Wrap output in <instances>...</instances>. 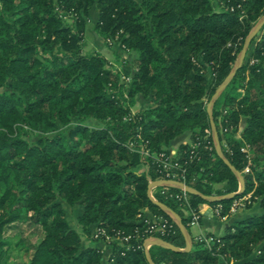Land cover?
<instances>
[{
  "label": "trees",
  "instance_id": "1",
  "mask_svg": "<svg viewBox=\"0 0 264 264\" xmlns=\"http://www.w3.org/2000/svg\"><path fill=\"white\" fill-rule=\"evenodd\" d=\"M93 10L96 35L132 53L127 82L101 53H83ZM263 15L264 0H0V264L2 232L17 221L44 231L28 264H151L146 211L168 220L160 237L181 249L152 245L154 264H220L221 255L264 264V211L245 219L230 211L248 194L264 209V29L212 110L224 158L206 148L215 139L208 103ZM138 95L149 105L134 114ZM184 133L191 142L176 157L186 186L234 196L208 201L188 192V207L162 187L151 197V182L163 175L144 151L169 154ZM225 160L242 174L243 190ZM155 200L187 228L203 203L222 205L234 221L221 243L208 248L194 239L183 250V231ZM65 205L81 208V232ZM96 228L130 239L83 247L82 233L91 237Z\"/></svg>",
  "mask_w": 264,
  "mask_h": 264
},
{
  "label": "rangeland",
  "instance_id": "2",
  "mask_svg": "<svg viewBox=\"0 0 264 264\" xmlns=\"http://www.w3.org/2000/svg\"><path fill=\"white\" fill-rule=\"evenodd\" d=\"M63 15L66 21L73 22V19L70 18L68 14L66 15L63 14ZM263 17L264 15L259 19L255 27H257L261 23V21L263 20ZM96 19H97V12L93 10L90 18H88L87 20V31L85 34V38L83 40V53L84 54H91L94 52L101 53L114 65L115 69L119 70L123 74L122 80L127 82L126 77L128 76L124 74V70L127 68V63H131L132 61V53L128 51L127 49H125L124 47H120L115 43L109 42L108 39L97 36L95 33V29H94V24H95ZM263 27L264 25L259 29V31L254 36L253 40L255 39V41L252 40L243 63H246L248 61L250 57V53L253 50L256 40H259V38L263 34V29H264ZM241 52L238 56V59L235 65L239 63ZM134 72H135V69L134 70L132 69V73ZM210 102L208 103V106ZM136 103H135V106L132 107V111L134 114H138L139 110H142L143 107H148L149 105L148 100H144L143 98H140V97H139V101L136 100ZM244 122H245V119H242L240 127H239V131L237 133L238 137L241 136V133L244 129ZM89 125L95 126L97 125V123L94 121H89ZM188 142H191V141H188ZM222 185L223 184H218L216 188H221ZM151 191H155V189L152 188ZM64 208L67 211V214H68L67 218H68L70 225L76 230H78L79 232H81V226L79 225L78 220H77V217L79 216L81 212V208L80 207H68L66 205L64 206ZM247 208H249V210L246 212L247 215H257L264 211V209L261 207L259 203L258 204L252 203L250 207H248L247 205L246 207L238 210L239 214H243L241 211ZM233 221H234V218L231 216H229L225 220V222H227L228 224H232ZM215 222L219 224L220 223L219 218H215ZM194 225L190 226L191 227L190 230L195 235L199 232V229L198 227H195ZM217 233L220 235H224L226 233L225 223L220 224V227ZM204 234H207V233H204ZM1 237L4 241L3 250L5 251V256H4V259L2 260V264H28L36 248L38 247L39 243L42 241L44 237V231L41 225L35 224L31 221H17V222H13L5 226ZM105 244L106 242H104L103 240H94L93 236L88 237L82 233V246L83 247L85 246L102 247ZM108 251L109 250H107L105 254H107Z\"/></svg>",
  "mask_w": 264,
  "mask_h": 264
},
{
  "label": "built area",
  "instance_id": "3",
  "mask_svg": "<svg viewBox=\"0 0 264 264\" xmlns=\"http://www.w3.org/2000/svg\"><path fill=\"white\" fill-rule=\"evenodd\" d=\"M109 42L114 43L110 39H108ZM126 80L129 81V77H126ZM214 146H216L215 139L213 140V143H208L206 148L212 149ZM194 149L197 148V145L193 146ZM146 156L155 157L157 161L159 162L160 171L163 175L162 179L156 180V181H166L165 184H161L158 186H155L153 189H156V187H162L161 193L166 194L168 197H171L173 199H176L181 204H183L185 207L189 206V195L188 190L186 188V169L183 167V165L178 161L177 159V153H161L159 155L151 154L150 150L147 149L144 151ZM155 182V181H152ZM151 182V183H152ZM182 184V186L180 185ZM170 187H174L179 189L177 193H169L167 192V189ZM155 191H150V195L153 199H156L154 196ZM252 194H248L244 197L236 199L233 204L231 205L230 211L231 213H237L238 210L241 208L246 207L247 205L252 204ZM222 205H217L215 207L211 206V211L214 216H217L221 220H226L229 215H222ZM172 219L177 223L176 219L169 214ZM202 211L200 210L198 213H192V220L189 222V225H196L199 223L200 219L202 218ZM146 223H147V229L146 233L147 236L144 239V247L146 250H149L150 245H147V242L150 239L153 238H159L160 234H166L169 227H172L171 224H168V220L162 219L161 217H158L156 215L147 216L146 215ZM160 233V234H159ZM93 238L97 240H103L106 243H110L112 241H116L119 243H122L123 241H128L130 239V236H119L118 238L112 237L109 233H107L105 228H96L93 233ZM195 240L201 241L204 243V245L208 248H210L213 243L218 242L221 243V240L219 239V236L211 235V234H200L195 237ZM220 258V264L223 262L225 264H242L239 263L233 259H230L226 257L225 255H221Z\"/></svg>",
  "mask_w": 264,
  "mask_h": 264
},
{
  "label": "water",
  "instance_id": "4",
  "mask_svg": "<svg viewBox=\"0 0 264 264\" xmlns=\"http://www.w3.org/2000/svg\"><path fill=\"white\" fill-rule=\"evenodd\" d=\"M264 25V17H263V20L261 21V23L255 27L250 35L248 36V38L246 39V42H245V45H244V48L241 52V57H240V60H239V63L237 65H235V67L233 68L232 72L228 75V77L222 82V84L217 88L216 90V93L212 99V101L210 102L209 106H208V112L210 114V117H211V121H212V126H213V132H214V137H215V143H216V148H217V151L219 153V155L221 157L224 158V154H223V151H222V146H221V143H220V139H219V134H218V130L216 128V125L213 121V117H212V110H213V107H214V104L216 102V100L220 97V95L222 94V92L225 90V88L227 87V85L230 83V81L232 80V78L235 76L236 74V71L238 70V68L240 66H242L243 62H244V58L247 54V51H248V48L254 38V36L256 35V33L259 31V29ZM227 164L236 172V174L238 175L239 177V180L241 182V186H242V189H244V179H243V176L240 172L236 171L235 168L227 161ZM166 181H155V182H152L149 186V190L151 191L152 188H154L155 186H158V185H161V184H165ZM182 186V184H180ZM187 190L190 192V193H194V194H197V195H200L202 196L204 199L208 200V201H220L222 200L223 198H228V197H232L234 196V193L232 194H229V195H225V196H204L202 195L201 193H199L198 191H196L195 189L189 187V186H186ZM240 190V191H241ZM152 197V196H151ZM156 201V200H155ZM156 203L161 207L163 208L164 210H166L167 212H169L177 221V223L179 224L181 230L183 231L184 235H185V238H186V241H187V247L183 250H188L191 248L192 246V240H191V237H190V234L188 232V228L183 224V221H182V218L175 212H173L172 210H170L169 208H167L163 203H160L158 201H156ZM155 244H159V245H162V246H165V247H168V248H172L174 250H181L173 245H171L170 243L166 242L165 240L163 239H159V238H153V239H150L148 242H147V245H155ZM147 257H148V260L150 261L151 264H154V262L152 261V258L147 250Z\"/></svg>",
  "mask_w": 264,
  "mask_h": 264
},
{
  "label": "crops",
  "instance_id": "5",
  "mask_svg": "<svg viewBox=\"0 0 264 264\" xmlns=\"http://www.w3.org/2000/svg\"><path fill=\"white\" fill-rule=\"evenodd\" d=\"M139 97L145 99L142 95H138L136 100L139 101ZM137 104V103H136ZM147 107H143L142 110H139L138 113L142 112L144 109H146ZM188 141H190V134L189 133H184L182 135L177 136L174 140L171 141L170 145H169V151L171 153H177L178 151V146L181 143H187ZM242 189V186L240 185V190ZM259 202H255L254 204H258ZM260 204V203H259ZM254 206V205H253ZM252 206V207H253ZM200 210L202 211L203 215L202 218L200 219L199 223L194 225L195 227H198L199 232L197 234H193L190 230V228H188V232L190 234L191 240L193 241L195 239L196 236L200 235V234H211V235H215V236H221L220 234L217 233L220 224L225 223V227L227 228L230 224H228L227 222L221 220L219 218V224H217L215 222V218H218L217 216H214L212 214L211 211V205L207 204V203H203L200 206ZM249 210V208L244 209L243 211H241L243 214H239V212L235 213V218L236 219H245L247 217L253 216V215H247L246 212ZM169 213V212H168ZM170 214V213H169ZM185 214L189 215V211L185 210ZM146 215L147 216H152L153 214L150 211H146ZM192 226V227H194ZM152 245H150L151 247ZM187 247V246H186ZM101 248H105L106 249V245L102 246ZM150 249V248H149ZM185 249V248H184ZM221 264H225V263H221Z\"/></svg>",
  "mask_w": 264,
  "mask_h": 264
}]
</instances>
